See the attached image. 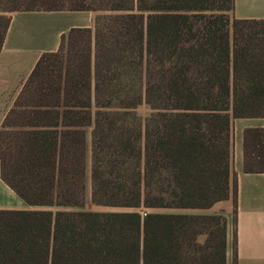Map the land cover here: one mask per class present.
<instances>
[{
    "label": "trees",
    "instance_id": "obj_1",
    "mask_svg": "<svg viewBox=\"0 0 264 264\" xmlns=\"http://www.w3.org/2000/svg\"><path fill=\"white\" fill-rule=\"evenodd\" d=\"M32 9L95 16L3 120L0 176L33 207L0 208V264H226L227 217L183 209L232 197L235 221L232 121L264 117V18L234 0H0V49ZM87 127L90 200L127 209L83 207ZM243 170L264 171V126L243 130Z\"/></svg>",
    "mask_w": 264,
    "mask_h": 264
},
{
    "label": "crops",
    "instance_id": "obj_2",
    "mask_svg": "<svg viewBox=\"0 0 264 264\" xmlns=\"http://www.w3.org/2000/svg\"><path fill=\"white\" fill-rule=\"evenodd\" d=\"M233 15L264 18V0H234ZM94 16L95 11L73 9L11 12L0 49V128L38 57L56 50L61 34L70 27L92 26ZM248 126H264V117H235L232 121L231 169L237 178L235 221L232 197L192 210H221L227 217L226 264H233L234 252L237 264H264V171L243 170V130ZM31 207L0 176V208Z\"/></svg>",
    "mask_w": 264,
    "mask_h": 264
},
{
    "label": "rangeland",
    "instance_id": "obj_3",
    "mask_svg": "<svg viewBox=\"0 0 264 264\" xmlns=\"http://www.w3.org/2000/svg\"><path fill=\"white\" fill-rule=\"evenodd\" d=\"M137 113L144 117L148 114L150 111V107L148 104L142 102L136 107ZM86 135H87V144H88V149H87V161H86V173H85V204L84 208L88 209H94V210H110V209H127L125 207H118V206H105V205H100V204H95L90 200V150H89V143H90V127L86 128ZM154 210H180V209H172V208H153ZM182 210V209H181ZM186 211H192L193 209H183ZM217 212H220L223 214L221 210H218Z\"/></svg>",
    "mask_w": 264,
    "mask_h": 264
},
{
    "label": "built area",
    "instance_id": "obj_4",
    "mask_svg": "<svg viewBox=\"0 0 264 264\" xmlns=\"http://www.w3.org/2000/svg\"><path fill=\"white\" fill-rule=\"evenodd\" d=\"M145 211H146L145 209H142V210H141V213H142V214H144V213H145Z\"/></svg>",
    "mask_w": 264,
    "mask_h": 264
}]
</instances>
